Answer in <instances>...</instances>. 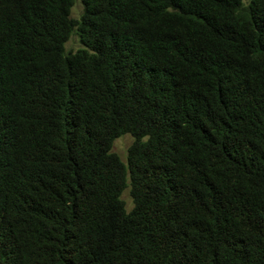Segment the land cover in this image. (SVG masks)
Returning <instances> with one entry per match:
<instances>
[{
  "label": "trees",
  "instance_id": "obj_1",
  "mask_svg": "<svg viewBox=\"0 0 264 264\" xmlns=\"http://www.w3.org/2000/svg\"><path fill=\"white\" fill-rule=\"evenodd\" d=\"M80 1L0 0V264H264V0Z\"/></svg>",
  "mask_w": 264,
  "mask_h": 264
},
{
  "label": "rangeland",
  "instance_id": "obj_2",
  "mask_svg": "<svg viewBox=\"0 0 264 264\" xmlns=\"http://www.w3.org/2000/svg\"><path fill=\"white\" fill-rule=\"evenodd\" d=\"M83 12V6L80 0H75V5L71 10V16L75 19L79 18L80 15ZM82 47L81 43L79 42V39L76 35H72L71 38L67 41L65 44V48L67 52H75L76 50L80 49ZM133 139L130 135H123L119 138H117L113 143L112 152L116 153L123 162H126L127 158V151L129 146L131 145ZM121 198L123 199L125 203V207L127 211H130L134 203L132 201V198L130 196L129 188L126 189Z\"/></svg>",
  "mask_w": 264,
  "mask_h": 264
}]
</instances>
